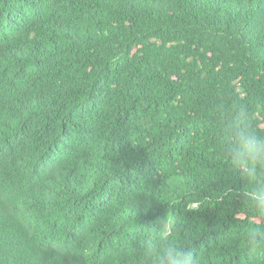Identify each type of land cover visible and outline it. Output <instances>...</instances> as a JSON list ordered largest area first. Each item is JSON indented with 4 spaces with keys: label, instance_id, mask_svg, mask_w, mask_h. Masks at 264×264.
<instances>
[{
    "label": "trees",
    "instance_id": "16d2710c",
    "mask_svg": "<svg viewBox=\"0 0 264 264\" xmlns=\"http://www.w3.org/2000/svg\"><path fill=\"white\" fill-rule=\"evenodd\" d=\"M218 106L264 127V0H0V264H250Z\"/></svg>",
    "mask_w": 264,
    "mask_h": 264
},
{
    "label": "clouds",
    "instance_id": "9594fccd",
    "mask_svg": "<svg viewBox=\"0 0 264 264\" xmlns=\"http://www.w3.org/2000/svg\"><path fill=\"white\" fill-rule=\"evenodd\" d=\"M215 118L218 158L228 172L238 174L245 182L242 189H228L246 207L247 216L241 221L239 237L250 264H264V127L256 123L244 106H218ZM137 195L134 189L129 199L135 202ZM152 228L148 229L142 250L148 264H197L193 246L171 242L173 233L179 231L176 223L164 218L158 221L155 232Z\"/></svg>",
    "mask_w": 264,
    "mask_h": 264
}]
</instances>
